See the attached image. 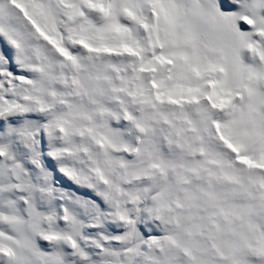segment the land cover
I'll return each instance as SVG.
<instances>
[{"label":"snow or ice","instance_id":"6c2138e0","mask_svg":"<svg viewBox=\"0 0 264 264\" xmlns=\"http://www.w3.org/2000/svg\"><path fill=\"white\" fill-rule=\"evenodd\" d=\"M0 264H264V0H0Z\"/></svg>","mask_w":264,"mask_h":264}]
</instances>
